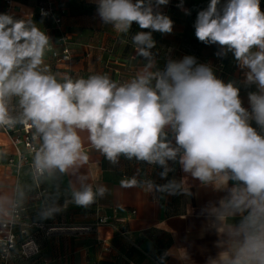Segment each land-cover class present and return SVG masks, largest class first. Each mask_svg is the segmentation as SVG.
<instances>
[{"label":"clouds","instance_id":"1","mask_svg":"<svg viewBox=\"0 0 264 264\" xmlns=\"http://www.w3.org/2000/svg\"><path fill=\"white\" fill-rule=\"evenodd\" d=\"M101 22L131 36L142 66L128 79L117 81L107 73L73 77L53 72L46 62L51 37L32 19L0 13V130L30 132L27 155L17 158L15 178H0V233L21 218L36 190L40 191L38 218L63 211L60 181L68 176L71 202L88 208L109 192L99 183L92 153L112 165L120 158L155 165L164 184L135 175L121 187L147 193L193 195L191 181L222 194L201 207V236H216V254L205 264H264V11L260 0H210L197 14L196 38L219 45L216 55L231 52L244 72L250 108L243 106L235 81L218 78L210 64L185 55L169 58L158 67L153 32L171 34L174 21L160 9L170 0H92ZM186 15L184 0L177 5ZM49 15L41 9V17ZM136 59V57H132ZM255 122L257 127L252 126ZM0 151V161L7 158ZM179 165L184 174L167 179ZM84 169V171H82ZM21 176L27 179H21ZM67 201L65 202V207ZM9 240L0 238V250ZM167 252L161 256L164 264ZM182 264H191L184 248Z\"/></svg>","mask_w":264,"mask_h":264},{"label":"crops","instance_id":"2","mask_svg":"<svg viewBox=\"0 0 264 264\" xmlns=\"http://www.w3.org/2000/svg\"><path fill=\"white\" fill-rule=\"evenodd\" d=\"M53 7L61 15V29L68 41L72 55L70 61H56L47 54L46 62L53 72H66L73 77H87L94 73H107L113 79L122 81L135 74L142 66L143 58L136 56L131 44L130 33L127 37L119 36L112 30L111 25L101 22L96 13V5L92 0H52ZM225 0H222L224 3ZM210 0H184V8L191 14L186 15L181 9H165L161 11L174 21L171 34L153 32L156 47L152 49L156 54L158 67L163 68L169 58L181 59L185 55L197 58L198 63L210 64L215 75L225 81H235L240 87V97L248 104V92L255 91V86L244 87L241 83L244 72L231 52L226 57L216 55L219 45H206L195 36L194 23L200 10L206 9ZM38 0H12L9 14L16 18H23L29 12L33 21L52 39L53 49L60 50L62 44L58 42L57 32L53 29V22L38 15ZM7 8L0 0V12L5 13ZM263 11V10H262ZM60 12L62 14H60ZM140 31H148L141 29ZM132 57H136L133 59ZM222 62L226 74H221L217 65ZM253 127H257L252 122ZM0 151H7V157L12 153L8 135L0 130ZM92 159L97 164L99 183L109 189L105 197L98 199L88 208L80 207L71 202L69 181L65 176L60 181V196L58 203L63 211L54 217L41 220L35 218L37 207L43 205V200H36L37 194L27 203L30 206L25 211L27 224L14 229L16 247L21 243L22 252L28 255L33 252L38 238L42 239L43 264H66L67 236H61L68 230L96 231L97 242L110 254L109 264H160V257L167 252L164 264H182L178 258L181 251L187 248L191 256V264H205L208 255H215L217 249L213 246L216 236L201 231L205 220L198 215L202 206L209 200L219 198V193L199 187L198 181L193 184L191 197L184 195H167L154 192L147 193L137 187H121L120 181L124 178L136 176L138 179H151L156 184H164L159 173L162 169L155 165L129 161L121 157L117 165H112L100 153L93 152ZM0 161V178H15L16 172L6 163ZM176 171L169 173L167 179H179L184 174L179 165ZM84 171V169H82ZM21 179H27L21 176ZM44 192L53 193L55 188L51 184L42 186ZM36 198V199H35ZM67 205L65 207V202ZM105 216L107 223L97 224V218ZM27 218V220H26ZM89 227V228H88ZM38 233L39 235H36ZM23 240H20V238ZM40 242V241H39ZM74 264H82L83 247L75 239ZM78 243V244H77ZM53 244V245H52ZM58 246V255H51L52 249ZM49 251L48 256L45 251ZM64 249V253H63ZM10 257L2 258L0 264H16L13 257L15 249L11 250Z\"/></svg>","mask_w":264,"mask_h":264},{"label":"built area","instance_id":"3","mask_svg":"<svg viewBox=\"0 0 264 264\" xmlns=\"http://www.w3.org/2000/svg\"><path fill=\"white\" fill-rule=\"evenodd\" d=\"M5 3V8L4 12L7 13L9 12L11 8V2L12 0H3ZM38 15L41 16V9L45 10L46 12L49 13L45 19L51 20L53 22V29L54 31L57 32V39L60 44H62V48L60 50H55L52 48L51 50V56L56 60V61H70L72 59V55L70 52V48L68 47V39L66 37V34L64 31L61 29V15H58L53 7V2L52 0H38ZM180 3V0H170V3L167 6H164L165 9H170V8H176L180 9L177 7V5ZM260 7L262 10H264V0H260ZM2 13V12H0ZM60 14H62L60 12ZM141 29L139 26L134 22L131 29H130V38L132 35H134L136 32L140 31ZM243 106L245 108H250V105L243 103ZM4 131V130H3ZM8 137L9 141L12 147V153L7 157L6 163L16 172V163H17V158L21 155L24 154L25 156L27 155V150L29 145V141L31 139V134L27 130L23 128H17L13 131H4ZM37 193L40 191H43V188L36 190ZM107 223V218L105 216H100L97 218V224H105ZM22 221H18L15 225L10 226V228L7 230V232L0 233V238L5 239V241L9 240V236L11 237L10 243H6L5 247L7 250H2V252L6 253L15 243V235H14V229L17 226H22Z\"/></svg>","mask_w":264,"mask_h":264},{"label":"rangeland","instance_id":"4","mask_svg":"<svg viewBox=\"0 0 264 264\" xmlns=\"http://www.w3.org/2000/svg\"><path fill=\"white\" fill-rule=\"evenodd\" d=\"M217 66L219 68H221V71H220L221 74L224 73V75H225L226 72L224 70V64L222 62H220ZM36 194H37V191L35 192V195ZM36 200H41V199L38 198ZM41 207H42L41 205H40V207H37V210H40ZM29 209H30V206L28 207L26 205L24 211L21 214L20 221H22V224H24V226L27 224V221H23V219H25L24 216H26L25 211H28ZM37 217H38V215L35 216V218H37ZM26 220H27V218H26ZM17 227H20V226H17ZM14 235H15V232H14ZM36 235H39V234L36 233ZM61 236L62 237L67 236V240H66L67 263L66 264H74V248L76 247L75 246V244H76L75 239H77V242L79 240V245H82V247H83V262H82V264H109V261L111 260V258H110L111 256H110L109 252L107 251V249L104 250V247H102L98 244L96 231L92 230V228H89V230H82V231L78 230V229L68 230V232H66L65 234H61ZM15 239H16V237H15ZM20 240H23V238L21 237ZM41 243H42V239L38 238V242H36L35 247H33V252H30L28 255H26L25 252H22V250H19L20 248L18 249L16 247L15 248V254L14 253L12 254L13 257L16 258L15 259L17 261L16 264H43L42 262L44 260L43 259L44 253L42 251ZM10 252L11 251H7L6 253H4V252H2V250H0V255L2 258H5V257L9 258L11 255ZM58 252L59 251H58V246H57L56 249H52L50 254L57 256L59 254ZM63 253H64V249H63ZM48 254H49V251L47 249V252L45 251V255L48 256ZM55 264H58V263H55Z\"/></svg>","mask_w":264,"mask_h":264},{"label":"trees","instance_id":"5","mask_svg":"<svg viewBox=\"0 0 264 264\" xmlns=\"http://www.w3.org/2000/svg\"><path fill=\"white\" fill-rule=\"evenodd\" d=\"M16 248V240H15V243L13 244V246L8 250V251H11V250H13V249H15ZM19 250H22V248H21V244L19 243V246L17 247Z\"/></svg>","mask_w":264,"mask_h":264}]
</instances>
